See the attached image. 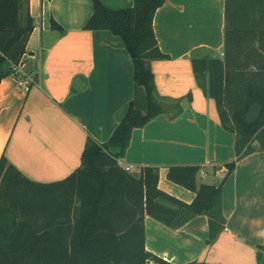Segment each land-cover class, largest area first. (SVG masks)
Here are the masks:
<instances>
[{
	"label": "crops",
	"instance_id": "1",
	"mask_svg": "<svg viewBox=\"0 0 264 264\" xmlns=\"http://www.w3.org/2000/svg\"><path fill=\"white\" fill-rule=\"evenodd\" d=\"M108 7L133 0H101ZM33 28L17 63L3 64L0 78V156L24 176L40 182L66 177L80 165L88 135L105 141L133 95L132 62L121 37L108 29L83 27L91 0H20L19 17ZM54 18L62 30L51 27ZM153 30L166 57L154 59L155 88L165 110L134 127L121 166L137 175L158 167L157 186L190 202L194 192L167 177L170 165L199 166L197 182H222L223 229L208 242V219L197 214L172 228L145 214V248L173 263L203 260L258 264L264 251V150L235 160V134L219 120L215 102L197 85L191 57L223 48L224 0H164ZM19 74L35 78L28 90ZM85 81L72 91L75 77Z\"/></svg>",
	"mask_w": 264,
	"mask_h": 264
},
{
	"label": "trees",
	"instance_id": "2",
	"mask_svg": "<svg viewBox=\"0 0 264 264\" xmlns=\"http://www.w3.org/2000/svg\"><path fill=\"white\" fill-rule=\"evenodd\" d=\"M163 2L133 0L112 8L91 0L83 27L121 37L132 62V98L105 141L86 137L80 165L62 179L31 180L0 156V264H177L145 248V214L172 228L205 214L208 242L223 229L222 182L198 183V165L168 167L169 179L194 192L185 202L157 186V166L143 165L135 175L118 162L132 129L165 110L151 68L152 60L167 56L152 25ZM19 7L20 0H0V78L9 72L5 62L20 60L33 28L28 12L19 17ZM51 27L62 30L53 17ZM191 67L222 126L235 134L228 174L236 159L256 149L254 139L264 150V0H224L222 56L194 55Z\"/></svg>",
	"mask_w": 264,
	"mask_h": 264
},
{
	"label": "water",
	"instance_id": "3",
	"mask_svg": "<svg viewBox=\"0 0 264 264\" xmlns=\"http://www.w3.org/2000/svg\"><path fill=\"white\" fill-rule=\"evenodd\" d=\"M84 81H85V77L81 74H78L75 77L74 81L72 82L71 90L75 91V90L79 89ZM251 144L254 148H256V149L259 148V143L256 139H254ZM261 257H262V251H258L257 252V258L260 259Z\"/></svg>",
	"mask_w": 264,
	"mask_h": 264
},
{
	"label": "built area",
	"instance_id": "4",
	"mask_svg": "<svg viewBox=\"0 0 264 264\" xmlns=\"http://www.w3.org/2000/svg\"><path fill=\"white\" fill-rule=\"evenodd\" d=\"M14 72L17 73L19 77V82L22 84L24 90H28L33 82H35V78L32 74H19V72L14 69ZM128 170V166L124 167Z\"/></svg>",
	"mask_w": 264,
	"mask_h": 264
},
{
	"label": "rangeland",
	"instance_id": "5",
	"mask_svg": "<svg viewBox=\"0 0 264 264\" xmlns=\"http://www.w3.org/2000/svg\"><path fill=\"white\" fill-rule=\"evenodd\" d=\"M220 56H222V54Z\"/></svg>",
	"mask_w": 264,
	"mask_h": 264
}]
</instances>
